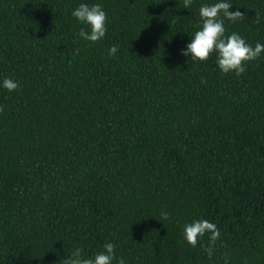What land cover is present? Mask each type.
<instances>
[{
  "label": "trees",
  "instance_id": "trees-1",
  "mask_svg": "<svg viewBox=\"0 0 264 264\" xmlns=\"http://www.w3.org/2000/svg\"><path fill=\"white\" fill-rule=\"evenodd\" d=\"M81 2L107 13L100 41ZM215 2L0 0V80L19 83L0 87V264L109 241L126 264H264V54L237 76L180 51ZM229 2L225 34L264 43V0ZM196 219L214 245L185 241Z\"/></svg>",
  "mask_w": 264,
  "mask_h": 264
},
{
  "label": "clouds",
  "instance_id": "clouds-1",
  "mask_svg": "<svg viewBox=\"0 0 264 264\" xmlns=\"http://www.w3.org/2000/svg\"><path fill=\"white\" fill-rule=\"evenodd\" d=\"M191 3L192 0H185L184 8L189 9ZM231 7L229 0H217L213 4L201 5L199 17L202 26L190 36V41L180 51L181 55L190 57L194 62L206 61L215 53L216 64L221 73L233 72L240 76L246 70L245 62L255 60L264 54V43L257 42L253 47L238 33L225 34L224 18L234 23L243 15L239 10L230 11ZM72 16L78 23L87 26L88 30L81 28L78 33L81 39L97 42L105 37L108 18L101 4L81 2L73 9ZM117 52L118 48L115 45L109 49V55H115ZM0 87L13 92L19 88V83L15 79L5 77L0 80ZM164 215L167 218V214ZM183 234L185 241L193 247L205 234H210L211 245H214L220 236L217 226L205 219L186 223ZM206 251L211 257L212 247H208ZM114 260L117 264H126L123 258L117 259L116 245L109 241L104 243L102 251L90 257H85L83 250L77 248L63 260V264H113Z\"/></svg>",
  "mask_w": 264,
  "mask_h": 264
}]
</instances>
